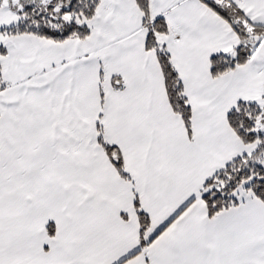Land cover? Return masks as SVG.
<instances>
[{
    "label": "snow or ice",
    "instance_id": "obj_1",
    "mask_svg": "<svg viewBox=\"0 0 264 264\" xmlns=\"http://www.w3.org/2000/svg\"><path fill=\"white\" fill-rule=\"evenodd\" d=\"M0 264H264V0H0Z\"/></svg>",
    "mask_w": 264,
    "mask_h": 264
}]
</instances>
